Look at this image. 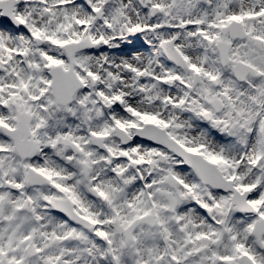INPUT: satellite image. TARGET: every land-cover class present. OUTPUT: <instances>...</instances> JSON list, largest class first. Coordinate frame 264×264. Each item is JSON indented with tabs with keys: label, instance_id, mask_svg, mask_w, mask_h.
<instances>
[{
	"label": "snow or ice",
	"instance_id": "6c2138e0",
	"mask_svg": "<svg viewBox=\"0 0 264 264\" xmlns=\"http://www.w3.org/2000/svg\"><path fill=\"white\" fill-rule=\"evenodd\" d=\"M0 264H264V0H0Z\"/></svg>",
	"mask_w": 264,
	"mask_h": 264
}]
</instances>
